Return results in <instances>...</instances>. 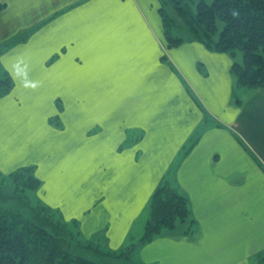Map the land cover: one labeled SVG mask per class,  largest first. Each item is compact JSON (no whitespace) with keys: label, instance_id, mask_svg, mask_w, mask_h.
I'll return each instance as SVG.
<instances>
[{"label":"crops","instance_id":"crops-1","mask_svg":"<svg viewBox=\"0 0 264 264\" xmlns=\"http://www.w3.org/2000/svg\"><path fill=\"white\" fill-rule=\"evenodd\" d=\"M0 2V46L24 38L0 53V77L22 56L41 81L0 96L1 172L33 166V196L90 219L105 251L136 243L132 264H258L264 88L237 87L231 55L188 34L165 49L156 0ZM162 181L191 220L141 243Z\"/></svg>","mask_w":264,"mask_h":264},{"label":"trees","instance_id":"trees-1","mask_svg":"<svg viewBox=\"0 0 264 264\" xmlns=\"http://www.w3.org/2000/svg\"><path fill=\"white\" fill-rule=\"evenodd\" d=\"M168 1L173 4L179 15L184 14L182 15L184 17L187 15L184 4L197 1L196 13L186 18L190 36L202 41L212 50L225 52L231 56L240 51L241 62L233 60L230 67L236 86L264 88V0H213L211 3L204 0ZM2 6L0 2V8ZM159 13L166 46L170 48L178 45L184 40V36L172 30L169 15L161 6ZM218 19L223 22V26L217 40H214ZM22 38L0 46V53ZM12 84L8 75L0 77V96L8 93ZM33 168L23 166L7 176L28 171L29 178L35 181L34 191L40 186L41 181ZM149 209V217L139 240L141 243L174 229L178 222L191 220L187 198L166 181H162L155 188L149 201ZM43 211V214L41 211L37 212L38 215L32 214L33 217L27 219L25 223L14 220L9 212L0 213V264H132L131 254L137 246L136 243L118 251H105L95 241H80L82 236L78 230L74 237L65 221L61 223L60 229L58 225L56 227L51 225L45 212L54 213L53 216H56L59 214L57 210L45 205ZM58 217L63 219L61 214ZM58 217L56 218L60 223ZM71 242H82L86 245L83 246L82 252L77 253L76 249L75 252L71 251ZM257 261L258 264H264V255L259 256Z\"/></svg>","mask_w":264,"mask_h":264},{"label":"rangeland","instance_id":"rangeland-1","mask_svg":"<svg viewBox=\"0 0 264 264\" xmlns=\"http://www.w3.org/2000/svg\"><path fill=\"white\" fill-rule=\"evenodd\" d=\"M156 1L158 2V4H160L159 6L163 7V9L168 13L172 30L180 36H185L187 34L190 35L189 25L187 23L186 18L196 13L197 1L188 2L184 4L183 6L184 10H187L186 17L182 16L184 14L179 15V13L176 11V8L168 0H156ZM204 1L207 3H211L213 0H204ZM222 26H223V22L218 19L217 20L218 29H217V32L213 35L214 40H217L218 33L220 29L222 28ZM164 44H165V40H164ZM166 48L168 47L165 44V49ZM231 57L233 58L232 62L233 60H237L239 62H241L242 60L240 51H237L235 56H231ZM201 68H202V65H201ZM231 77L234 78L232 74H231ZM40 102L42 101L34 100L32 101L31 106L34 108H38ZM60 105H63L62 96H59L57 100V107H59ZM56 121H60L58 120V117L53 119V122H56ZM27 172L28 171L25 170V171L19 172L14 175H9V176H7L6 173H2V172H1L2 174L0 173V213L4 211L6 213L9 212V215L14 220H18L20 223H25L27 219L29 220L34 215H38L37 212L41 211V214H43L44 212L43 210L45 207V205L40 200H38L37 197L33 196V189L35 188V185H34L35 181H33L32 178L31 179L29 178V174H28L29 172L28 173ZM45 213L47 216H49L48 221H51L50 223L51 225H54L55 227L58 225L60 229V226L63 224V221H65L70 226L68 230L73 234L74 237L78 230L82 236L80 238L81 239L80 241L82 242L89 241L87 239L88 238L87 234L89 232V229L87 230V225L91 224L90 219L88 220L78 219L77 220L75 218H67L65 217L64 213H63V219H61L58 217L59 214L56 216L55 215L53 216L54 213L52 214L50 212H45ZM32 214L33 216H31ZM53 217L55 218L53 219ZM56 217L59 218L60 223H58V220ZM44 218L45 217L43 215V219ZM74 237H73V240L75 241ZM82 242L81 243L75 242L76 244L74 242H71V247H72L71 251L75 252V249H76L77 253L82 252L81 250L83 246L86 245V243L83 244ZM61 249H62V244H61ZM60 257H62V255ZM57 259L58 258L56 257L55 260ZM62 262H63V259H62Z\"/></svg>","mask_w":264,"mask_h":264},{"label":"clouds","instance_id":"clouds-1","mask_svg":"<svg viewBox=\"0 0 264 264\" xmlns=\"http://www.w3.org/2000/svg\"><path fill=\"white\" fill-rule=\"evenodd\" d=\"M8 71L12 81L25 89L36 90L41 87V81L30 78L31 66L25 57H18Z\"/></svg>","mask_w":264,"mask_h":264}]
</instances>
